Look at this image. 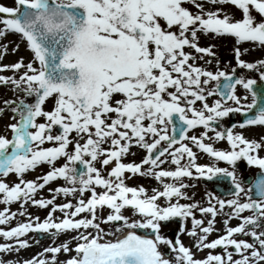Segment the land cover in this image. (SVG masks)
Masks as SVG:
<instances>
[{
	"label": "snow or ice",
	"instance_id": "obj_1",
	"mask_svg": "<svg viewBox=\"0 0 264 264\" xmlns=\"http://www.w3.org/2000/svg\"><path fill=\"white\" fill-rule=\"evenodd\" d=\"M207 4L211 7L204 0L0 3V38L16 34L31 53L27 62L21 57L0 64V73H12L0 74V85H11L23 97L3 101L15 122L6 126L10 137L0 134V226H7L0 227L5 241L0 254L39 245L29 233L53 243L75 233L32 258H0V264H264V136L248 139L234 131L264 126V60L245 62L234 48L237 66L258 72L257 78L239 75L236 68L213 72L196 64L214 56L212 46H199L200 35L264 47V0ZM225 4L242 18L216 7ZM7 50L0 44V58ZM238 85L246 95H237ZM230 114H240L241 122L225 127ZM197 128L204 131L196 134ZM219 141L228 148L214 147ZM133 146L144 156L125 162L135 155ZM193 148L210 162L197 163ZM241 160L260 170L255 177L237 175ZM43 164L49 166L46 173L25 179ZM10 174L16 177L11 184ZM136 175L157 186H128L126 180ZM192 178L224 188L231 198L206 191V206L195 201L186 191L194 187L185 182ZM57 180L64 184L49 188V198H37ZM58 197L63 201L57 203ZM13 203L19 211L10 210ZM26 206L48 211L41 220ZM218 213L225 216L223 234L209 241ZM17 216L25 219L12 226ZM173 220L179 230L170 239L161 229ZM231 220L238 223L229 226ZM180 234L195 238L191 247ZM192 248H220L222 254L196 258ZM58 254L69 255L61 261Z\"/></svg>",
	"mask_w": 264,
	"mask_h": 264
},
{
	"label": "flooded vegetation",
	"instance_id": "obj_2",
	"mask_svg": "<svg viewBox=\"0 0 264 264\" xmlns=\"http://www.w3.org/2000/svg\"><path fill=\"white\" fill-rule=\"evenodd\" d=\"M186 7H190L192 11H196L195 8H192L191 5H185ZM208 8V7H206ZM222 8L225 12L228 14L233 15L234 19H241L242 15L241 12L238 11L235 7H220ZM199 46L201 47H208L212 46V51L214 53V56H205L203 60L198 59L196 61V64L200 67H203L209 71L215 72L217 68L221 71L225 72H230L233 68H236V72L239 75H243L246 78H257L259 73L256 71H250L247 69H241L237 66L236 64V59L234 56V48L239 47L241 50V57L240 59L244 60L245 62H256L259 60H264V47H260L257 45H254L252 42H243L239 45L236 44L235 39L230 36H211V35H200L199 36ZM245 49H247V52H245ZM186 51H194V50H188ZM199 56L200 54H195ZM205 61H209L208 63H205ZM237 95H246V92L242 86H237L236 89ZM215 99V97L209 98V103H212V101ZM231 103V102H229ZM197 106H199V102H197ZM241 115L240 114H235L231 115L227 118H224L223 120V125L225 127H230L232 124H238L241 122ZM196 134H199L200 132L204 131L202 128H197L194 130ZM235 132H240L242 133L246 138L248 139H256L259 140L262 136H264V126H247L244 129L236 128L234 129ZM193 134L191 131L189 132V135ZM211 135V133H209ZM214 147L217 149H226L228 148V145L226 144L225 141H219L214 144ZM193 151L197 152L198 155V160L197 163L200 164H208L210 162V157H208L206 154H201L199 153V150L196 148H193ZM131 152L134 153L135 155H129L125 158V162H130V161H136L140 162L141 158L144 156V152L141 149H138L137 147L133 146L131 148ZM261 155H264V153H261ZM60 163H63V161H60ZM219 166L224 167L226 166L223 162L219 164ZM99 167V165H97ZM194 171V170H193ZM260 170L255 168V167H246V162L243 160L238 162L237 166V173L239 174L241 178L246 177V176H252L255 177L257 172ZM127 175V174H126ZM59 186L64 184L63 180H58ZM186 183L194 185L193 189H195L197 186L202 187V189L206 191H210V187L215 189L217 186H215L212 182L205 181L203 178H192V179H186ZM126 183L128 186H138V185H144L145 188L151 189L152 187L157 186V182L152 179V178H145L141 177L139 175H136L132 177L131 179L126 180ZM247 187V184L244 185ZM196 190H193V192ZM205 192L204 196L205 197ZM215 195L219 196L220 194ZM87 195V194H86ZM224 199H229L231 198L230 196L225 197L223 196ZM185 201H181V203H184ZM202 203L206 206L207 203L202 201ZM229 209L226 207L224 209V213H227ZM224 213H218L216 217V223H215V229L217 231H214L211 235H209L208 240H213L217 238L218 235L223 234V224L222 221L225 219ZM247 214V213H246ZM197 217H199V214H197ZM209 217L206 215L203 217L205 220V223ZM238 223L237 220H231L229 221V226H235ZM175 226V223L171 224L170 226H163L162 230L165 233L166 236L171 237V232H172V227ZM237 239H240V236L236 237ZM182 239L183 243H188L190 246L193 243V240L195 239L194 237H189L188 235H183L180 237ZM251 242V241H249ZM194 249V248H192ZM231 250V249H229ZM209 251H212L213 254H222V249L217 248L215 250H208L204 249L202 252L204 255H206ZM234 258H236L234 256Z\"/></svg>",
	"mask_w": 264,
	"mask_h": 264
},
{
	"label": "rangeland",
	"instance_id": "obj_3",
	"mask_svg": "<svg viewBox=\"0 0 264 264\" xmlns=\"http://www.w3.org/2000/svg\"><path fill=\"white\" fill-rule=\"evenodd\" d=\"M0 3H3L5 5H11L12 4V0H0ZM216 7H234V6H231L229 4H225V5H222V6L221 5H218ZM0 40L2 41L1 44L6 43L8 45V51L11 50L12 45L15 44V43L16 44H19V45L24 44V42H22L20 40V38H19L18 35L16 36V35H13V34H11V35L8 34L5 38H0ZM24 48H26L25 44L23 45V49ZM10 57H11V60H12L13 59V56H10ZM16 58L17 57H15L11 62L12 63L15 62ZM1 62L2 61H0V63ZM8 88H9V91L11 92L10 94H12L14 92L12 90V87L10 86ZM243 93H246V92H243ZM17 98H22V96H21L20 93H19V96ZM249 99H250V97H249ZM50 107L51 106H49V108ZM12 116H13V114L11 113L10 116H9V119H7L4 124H0V134H5V135H8L9 136L10 131L7 130L6 126L9 123H13L15 121V120L12 119ZM46 169H48V168H46ZM237 175H239V174L237 173ZM13 176L14 175H11L10 177L12 178V181L13 180L15 181L16 179ZM193 190H196V191L193 192ZM186 191L188 192V194L190 196H193V198H194L195 201H198V202L204 201L205 203H207L206 196L205 197H202V196H204V192H205V190L202 189V187L197 186L195 189H193V187H191V188L187 189ZM210 191H214V189L210 187ZM219 197L220 198H223V195L220 194ZM56 202L59 203L58 201H56ZM13 209L20 210L18 203H14V207H12L10 210L13 211ZM39 209H42V208H36V206L35 207L34 206H26L27 213H31L32 215L38 216V217H40V219L41 218H44L46 216L45 211L47 213L48 209H44L45 211H42V210H39ZM24 219H25V217L17 216L16 220H13L12 221V226H15V223H16L17 220L23 221ZM0 227H5L6 228L7 226H0ZM71 234L72 233L62 234V235L58 236L56 238V240H55V243H53V241L50 240V239L38 237V236H36V234H33V233H29L28 235H29V237H34L36 239H39V241H40L39 245L33 244V249H32L34 251H37L38 250V253H39V252L42 251V248L45 247V246H49V245L56 246V245L60 244L63 241L69 240ZM0 241H2V239H0ZM29 243L31 244L32 241L30 240ZM70 246H73V245H70ZM31 248L32 247H29L28 249H31ZM28 249L20 250V252H21L20 254H11L10 257H8V258L11 260V259L15 258L16 256L22 254L21 260L29 259L31 257L30 256L31 253H33L34 251L25 253ZM47 255H50V254H47ZM58 257L59 258L61 257L62 260H65L67 258V254H65V255L64 254L63 255L62 254H58Z\"/></svg>",
	"mask_w": 264,
	"mask_h": 264
},
{
	"label": "bare ground",
	"instance_id": "obj_4",
	"mask_svg": "<svg viewBox=\"0 0 264 264\" xmlns=\"http://www.w3.org/2000/svg\"><path fill=\"white\" fill-rule=\"evenodd\" d=\"M2 43V41L0 40V44ZM23 45L24 44H21V45H19V48H18V50L15 52V53H13V51H12V49H13V47L15 46V44H13L12 45V48H11V50L10 51H8L7 50V54L6 55H4L2 58H1V60L0 61H2L0 64H5V65H7V64H12V60L15 58V57H17L16 58V60H15V62L17 61V60H19L21 57H23L24 58V60H25V62H27L30 58H31V53L26 49V48H24L23 49ZM10 56H13V59L11 60V57ZM14 63V62H13ZM0 74H2V75H4V76H11L12 75V73L10 72V71H8V70H5L3 73H0ZM11 85H8V86H3V85H0V109H5V110H3L2 112H0V124H4L5 122H6V120L7 119H9V116H10V114H11V111H10V109H6L5 108V105H4V103H3V101H5V100H16V98L19 96V92H13L12 94H10L11 92L9 91V88L8 87H10ZM46 105H48V106H51V104H50V102L49 103H46ZM6 180H7V182H8V177L6 178ZM144 186V185H143ZM220 190H222V191H224V188H221V187H218ZM43 195H45V192H46V190L44 189L43 191ZM50 196V195H49ZM41 196H40V194H38V196H37V198H40ZM2 207L3 206H0V209H2ZM10 209L12 208V207H14V203L13 204H11L10 206ZM13 211H19L18 209H13ZM35 216V215H34ZM72 235H75V233H72L71 235H70V237L72 236ZM0 239H2V241H0V243H3V242H5L4 240H3V238H0ZM32 248L31 249H28L25 253H27V252H31V251H34V250H32L33 249V245L31 246ZM24 250V249H23ZM21 252L19 251V253H17V254H20ZM38 253V250L37 251H34L33 253H31V257L30 258H32L34 255H36ZM10 253H5V254H0V258H3V259H5V260H10L8 257H10ZM63 255V254H62ZM65 255V254H64ZM67 255H69V254H67ZM48 255L46 254V257H47ZM21 257H22V254L21 255H18V256H16L15 258H13V259H11L12 261H22L21 260ZM58 260H61L62 261V258L60 257H58Z\"/></svg>",
	"mask_w": 264,
	"mask_h": 264
}]
</instances>
